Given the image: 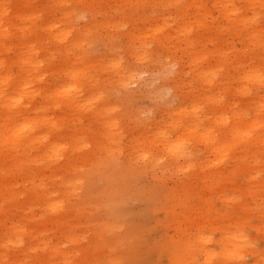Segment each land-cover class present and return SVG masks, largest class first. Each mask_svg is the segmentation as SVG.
I'll list each match as a JSON object with an SVG mask.
<instances>
[{"label": "rangeland", "instance_id": "374dc122", "mask_svg": "<svg viewBox=\"0 0 264 264\" xmlns=\"http://www.w3.org/2000/svg\"><path fill=\"white\" fill-rule=\"evenodd\" d=\"M3 60L0 264H264V0H0Z\"/></svg>", "mask_w": 264, "mask_h": 264}, {"label": "bare ground", "instance_id": "6f19581e", "mask_svg": "<svg viewBox=\"0 0 264 264\" xmlns=\"http://www.w3.org/2000/svg\"><path fill=\"white\" fill-rule=\"evenodd\" d=\"M4 65H6L5 60L0 62V67H2ZM72 74H73V76L77 75L74 72ZM256 81L258 82L259 85H263V87H264V74L261 73V74L257 75V80ZM25 83H27V82L25 81ZM65 96H69V95L67 93H65ZM77 98H70L69 100H70L71 103H74V102L79 101V96H77ZM11 106L13 107V105H11ZM11 106L7 107L6 111L4 112L5 115H7V114H9L11 112L15 113V115H16V114H19L22 111V109H24L26 111V110H29L31 108V105H29V106L24 105L23 106V104H21L20 102L17 103L16 104L17 107H15L13 109H11L12 108ZM33 131H34V127H31L29 125L28 126L27 125L23 126L20 129V131L17 133V139L14 141V148L15 149H23L25 145H28V146L31 145L36 140V138L34 139L35 136L34 135L32 136ZM254 140H256V138H254ZM199 141L202 142L204 144V146L210 152L218 153V154L223 152V146L217 147L216 146L217 145V143H216L217 141L210 140L209 136L204 137V140H199ZM179 153H175L173 155V156H175V159H179L180 157L189 156L192 153V151L187 149L186 151H183L180 154ZM207 262H209V261H207Z\"/></svg>", "mask_w": 264, "mask_h": 264}]
</instances>
